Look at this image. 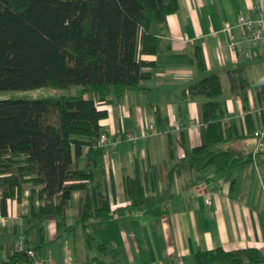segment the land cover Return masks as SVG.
Segmentation results:
<instances>
[{
	"label": "crops",
	"instance_id": "1",
	"mask_svg": "<svg viewBox=\"0 0 264 264\" xmlns=\"http://www.w3.org/2000/svg\"><path fill=\"white\" fill-rule=\"evenodd\" d=\"M178 2L176 13L151 27L160 48L156 55L142 56L150 64L144 69L149 79L141 82L140 89L99 107L108 112L100 124L110 141L118 132L157 128L160 134L124 142L116 154L109 153L102 180L112 215L105 221L93 220L88 229L98 242H86L77 224L85 195L76 192L68 211V226L75 229L70 232L74 242H54L65 234L59 237L56 221L49 219L41 255L59 263L72 257L74 264H198L197 252L219 248H257L264 255V149L258 153V138L246 137L247 114L252 116L254 131H264V105L254 88L248 92L249 105L245 108L242 98L232 92L229 75L242 69L248 82L264 83V48L237 55L229 49L231 37L243 36L239 17L255 18L258 0ZM197 48L205 60L204 72L196 61ZM213 74L220 77L221 100L227 110L224 127L231 131L229 142L218 148L254 157L246 167L226 173H218L214 167L198 170L181 166L188 152L204 143L206 131L202 106L207 99L190 95V88ZM176 124L181 125L178 132L174 130ZM28 196L26 188L20 202L13 200L17 219L0 224V253L4 258L12 254L14 243L25 230ZM142 197L144 205L135 206L133 200ZM156 209L160 216L147 213ZM93 225L107 227V231L95 233ZM115 237L118 242L112 241Z\"/></svg>",
	"mask_w": 264,
	"mask_h": 264
},
{
	"label": "trees",
	"instance_id": "2",
	"mask_svg": "<svg viewBox=\"0 0 264 264\" xmlns=\"http://www.w3.org/2000/svg\"><path fill=\"white\" fill-rule=\"evenodd\" d=\"M178 10V0H0V92L80 89L77 95L0 101V209L6 214V201L20 202L29 189L23 233L38 252L45 245L47 220L56 221L59 237L75 230L68 226V211L76 192L85 195L77 224L86 242H98L88 231L90 223L112 215L102 180L105 149L99 145L100 123L108 112L99 107L115 103L149 79L144 69L150 64L142 56L156 55L160 48L151 27ZM195 56L204 72L201 49ZM229 75L232 92L245 108L254 88L264 105V83L248 82L242 69ZM190 95L207 99L202 106L206 131L204 143L188 152L181 166L226 173L252 163L253 154L218 148L231 138L230 128L224 127L227 110L220 77L203 78ZM246 123V137L256 136L251 114ZM262 149L264 137L257 152ZM133 203L142 207L145 200ZM147 213L161 215L157 209ZM195 258L198 264H264L257 248L199 251ZM0 264L31 261L24 254L4 258L0 253Z\"/></svg>",
	"mask_w": 264,
	"mask_h": 264
},
{
	"label": "built area",
	"instance_id": "3",
	"mask_svg": "<svg viewBox=\"0 0 264 264\" xmlns=\"http://www.w3.org/2000/svg\"><path fill=\"white\" fill-rule=\"evenodd\" d=\"M259 8L257 16L252 18L251 15L240 16L238 25L243 31V36L240 39L234 37L230 38L229 49L233 55H237L243 51H253L259 48H264V4L260 0L257 2ZM229 27H226L228 30ZM175 131L181 130V125L176 124L174 126ZM160 131L157 128H151V131L137 132H118L115 134L113 141L109 140L106 134H102L99 145L105 149L103 157V164L107 166V160L109 153H117L118 147L124 142H136L141 138H147L151 136H157ZM256 137L258 140L264 137V131H256ZM107 173L111 175V169H107ZM206 204L210 205V198L206 199ZM17 219L15 213V201L8 200L7 213L4 214L0 209V224H8ZM19 253L26 255L31 264H74L72 257L67 258L63 263H59L51 257L41 255L34 247L29 246L26 236L23 232H20L17 241L13 245L12 254ZM11 254V255H12ZM10 255V256H11Z\"/></svg>",
	"mask_w": 264,
	"mask_h": 264
},
{
	"label": "rangeland",
	"instance_id": "4",
	"mask_svg": "<svg viewBox=\"0 0 264 264\" xmlns=\"http://www.w3.org/2000/svg\"><path fill=\"white\" fill-rule=\"evenodd\" d=\"M80 89L77 87H71L69 90H55L51 88H42L37 90H26V91H3L0 92L1 100H16V99H41V98H54L62 95H77ZM92 231L95 233H101V231H107V227L102 225H93ZM116 235V233H115ZM111 242V240H109ZM114 242H118L116 237L113 238ZM54 242H74V236L68 232L64 238Z\"/></svg>",
	"mask_w": 264,
	"mask_h": 264
}]
</instances>
